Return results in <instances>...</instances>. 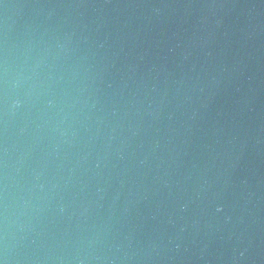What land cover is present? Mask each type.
<instances>
[{
    "label": "water",
    "instance_id": "1",
    "mask_svg": "<svg viewBox=\"0 0 264 264\" xmlns=\"http://www.w3.org/2000/svg\"><path fill=\"white\" fill-rule=\"evenodd\" d=\"M0 261L264 264V0H0Z\"/></svg>",
    "mask_w": 264,
    "mask_h": 264
},
{
    "label": "clouds",
    "instance_id": "2",
    "mask_svg": "<svg viewBox=\"0 0 264 264\" xmlns=\"http://www.w3.org/2000/svg\"><path fill=\"white\" fill-rule=\"evenodd\" d=\"M15 105L19 106L20 105V101L19 100L15 101ZM0 264H6V262L5 261H0Z\"/></svg>",
    "mask_w": 264,
    "mask_h": 264
}]
</instances>
